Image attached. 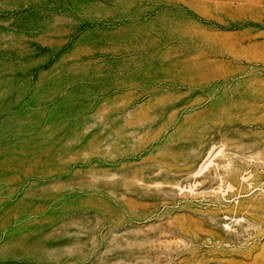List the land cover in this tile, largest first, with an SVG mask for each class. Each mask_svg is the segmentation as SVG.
<instances>
[{
	"label": "rangeland",
	"instance_id": "rangeland-1",
	"mask_svg": "<svg viewBox=\"0 0 264 264\" xmlns=\"http://www.w3.org/2000/svg\"><path fill=\"white\" fill-rule=\"evenodd\" d=\"M0 264H264V0H0Z\"/></svg>",
	"mask_w": 264,
	"mask_h": 264
}]
</instances>
